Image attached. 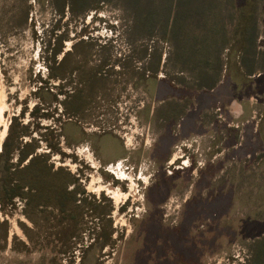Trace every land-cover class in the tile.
<instances>
[{"label":"rangeland","instance_id":"374dc122","mask_svg":"<svg viewBox=\"0 0 264 264\" xmlns=\"http://www.w3.org/2000/svg\"><path fill=\"white\" fill-rule=\"evenodd\" d=\"M213 1L229 35L254 5L252 75L236 36L199 71L116 0H0V264H264V0Z\"/></svg>","mask_w":264,"mask_h":264},{"label":"trees","instance_id":"16d2710c","mask_svg":"<svg viewBox=\"0 0 264 264\" xmlns=\"http://www.w3.org/2000/svg\"><path fill=\"white\" fill-rule=\"evenodd\" d=\"M86 0H54V6L62 11L66 6L73 12L78 6ZM135 19V24H141L145 30L153 31L156 27H161V32L168 34L171 45L177 49H181V53L191 55L192 62L195 67L201 71V67H207L222 71L221 51L229 45V39H239L243 42L241 46L242 56L240 60V68L246 75H252L257 67L255 54L256 38H258V25L254 18V5L250 4L248 11L244 5L236 7V11L240 12L243 17V32L240 35L226 33V28L231 27L235 21L233 15L223 17L221 13L220 2L213 0H116ZM234 1V0H232ZM254 4V3H253ZM248 5V4H247ZM197 26L198 33H185L187 27L183 23L189 24L190 21ZM225 22H229L225 24ZM242 44V43H241ZM217 68V69H215ZM200 77V76H199ZM6 139L2 144L0 152V161L5 154ZM19 162L25 161L28 156L22 154V149L18 150ZM36 158L31 156L29 164H32Z\"/></svg>","mask_w":264,"mask_h":264},{"label":"flooded vegetation","instance_id":"af4514ba","mask_svg":"<svg viewBox=\"0 0 264 264\" xmlns=\"http://www.w3.org/2000/svg\"><path fill=\"white\" fill-rule=\"evenodd\" d=\"M174 110H171L170 112H173ZM151 114L153 115L154 114V108L152 107V110H151ZM67 122H69V121H67ZM67 124V123H66ZM65 124V125H66ZM182 157H179L177 160H180ZM163 160V159H162ZM166 160H168V157H167V159ZM176 160V161H177ZM175 161V162H176ZM158 162V161H157ZM160 162V161H159ZM165 161L163 160V162L162 163H164ZM167 163L166 164H168V165H171V164H173V163H171V161H170V163H169V161H166ZM144 213L145 214H147V211H144ZM163 217H165V216H163ZM167 217V216H166ZM144 218H149V216L148 215H144ZM146 224L147 225H150L151 226V228L150 229H148V230H150V232L152 233V234H147V236H149L150 237V239L149 240H153V241H179L180 239H182V241H186V239H185V237L183 236V238L182 237H179L178 235V229L175 227L176 225H178V223H176L175 222V220L170 224L171 226H173V227H171V226H167V228H165V227H163L164 226V224H165V226H166V223L165 222H151V221H148V222H146ZM167 225H169V224H167ZM176 231V232H175ZM147 232V231H146ZM145 232V233H146ZM176 235V236H175ZM155 236V237H154ZM175 236V237H174ZM181 236V235H180ZM145 240H148V239H145ZM168 247H169V245H168V243H166V248L168 249ZM166 251H168V250H166ZM139 263L141 264L142 262L141 261H139Z\"/></svg>","mask_w":264,"mask_h":264}]
</instances>
